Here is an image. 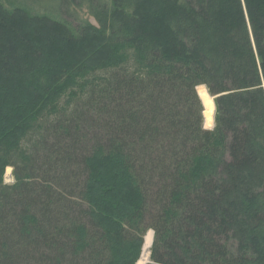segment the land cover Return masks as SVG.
Returning <instances> with one entry per match:
<instances>
[{"label": "trees", "instance_id": "obj_1", "mask_svg": "<svg viewBox=\"0 0 264 264\" xmlns=\"http://www.w3.org/2000/svg\"><path fill=\"white\" fill-rule=\"evenodd\" d=\"M24 3L0 1V264H135L149 229L146 264H264V0Z\"/></svg>", "mask_w": 264, "mask_h": 264}, {"label": "bare ground", "instance_id": "obj_2", "mask_svg": "<svg viewBox=\"0 0 264 264\" xmlns=\"http://www.w3.org/2000/svg\"><path fill=\"white\" fill-rule=\"evenodd\" d=\"M197 92L201 95V99H202L203 103L205 104V111H204L205 119L203 117V123H205L204 127H207V129H208V127L213 125V115H214V106H215L214 101H213V97L211 95H209L206 87L203 85L197 87ZM198 93H197V95H198ZM202 106H203V104H202ZM6 172H7V174H10L11 169L7 168ZM152 240H153V230L149 229L143 238V244H144L143 250L144 251H143V253L141 252L140 257L135 264H146L147 263L148 257L150 256L149 250L151 248Z\"/></svg>", "mask_w": 264, "mask_h": 264}, {"label": "rangeland", "instance_id": "obj_3", "mask_svg": "<svg viewBox=\"0 0 264 264\" xmlns=\"http://www.w3.org/2000/svg\"><path fill=\"white\" fill-rule=\"evenodd\" d=\"M5 7H7L8 9H13L17 6H23L25 7V3L24 0H0ZM27 6V5H26ZM30 7V6H28ZM33 10H35L36 8L31 7ZM80 16L88 19L91 23L96 24V21L93 17H91L88 13L86 9H80ZM12 168V167H11ZM9 175V176H8ZM4 181L6 183H14L15 182V178L13 177L12 173L11 174H7L6 169H5V173H4ZM142 252V249H141ZM141 255V254H140ZM149 259V257H148Z\"/></svg>", "mask_w": 264, "mask_h": 264}, {"label": "water", "instance_id": "obj_4", "mask_svg": "<svg viewBox=\"0 0 264 264\" xmlns=\"http://www.w3.org/2000/svg\"><path fill=\"white\" fill-rule=\"evenodd\" d=\"M198 93V92H197ZM198 96H199V98H200V100H201V102H202V104H203V117L205 116L204 115V111H205V104L203 103V101H202V99H201V95L198 93ZM213 97V96H212ZM214 116H215V106H214V115H213V125L212 126H210V127H208V129H212L213 127H214ZM204 119H205V117H204ZM204 124V126H205V123H203ZM205 128H207V127H205ZM152 244V243H151ZM144 249V244L142 245V253H143V250ZM151 249V248H150ZM149 252H150V254H151V251L149 250ZM150 261V256H149V259H148V261L147 262H149Z\"/></svg>", "mask_w": 264, "mask_h": 264}]
</instances>
